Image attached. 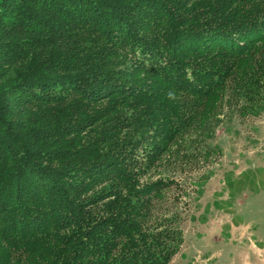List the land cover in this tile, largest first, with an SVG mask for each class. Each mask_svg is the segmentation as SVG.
I'll return each instance as SVG.
<instances>
[{
	"label": "trees",
	"instance_id": "16d2710c",
	"mask_svg": "<svg viewBox=\"0 0 264 264\" xmlns=\"http://www.w3.org/2000/svg\"><path fill=\"white\" fill-rule=\"evenodd\" d=\"M226 113H264V0H0V264H170Z\"/></svg>",
	"mask_w": 264,
	"mask_h": 264
},
{
	"label": "rangeland",
	"instance_id": "374dc122",
	"mask_svg": "<svg viewBox=\"0 0 264 264\" xmlns=\"http://www.w3.org/2000/svg\"><path fill=\"white\" fill-rule=\"evenodd\" d=\"M214 142L222 156L213 165L199 160V173L214 174L198 184L200 196L182 222L184 243L170 264H264L251 249V239L264 231V113L247 118L226 113ZM169 164L160 173L187 186L189 179ZM230 223L250 229L233 239L239 231L226 226Z\"/></svg>",
	"mask_w": 264,
	"mask_h": 264
},
{
	"label": "crops",
	"instance_id": "0c3cea01",
	"mask_svg": "<svg viewBox=\"0 0 264 264\" xmlns=\"http://www.w3.org/2000/svg\"><path fill=\"white\" fill-rule=\"evenodd\" d=\"M237 224L230 223L226 224V226H231L237 229L239 231L237 234L232 236L231 238H239L245 235L246 232L250 229V226L248 224L242 225V227L239 225V227L236 226ZM258 227H260L257 224ZM253 247H251L253 254L258 257V260H262L264 262V231L260 232L255 239H251Z\"/></svg>",
	"mask_w": 264,
	"mask_h": 264
}]
</instances>
